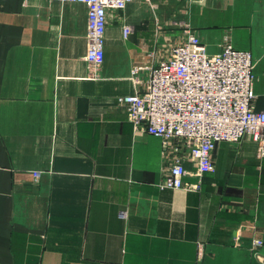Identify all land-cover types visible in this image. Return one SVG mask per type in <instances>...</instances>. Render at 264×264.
<instances>
[{"label":"crops","instance_id":"1","mask_svg":"<svg viewBox=\"0 0 264 264\" xmlns=\"http://www.w3.org/2000/svg\"><path fill=\"white\" fill-rule=\"evenodd\" d=\"M153 4L111 13L93 74L85 4L0 0V264H264V155L252 136L217 144L198 191L164 190L162 138L135 132L118 103L134 92L131 68L191 27L211 55L226 37L252 53L264 111V0Z\"/></svg>","mask_w":264,"mask_h":264},{"label":"built area","instance_id":"2","mask_svg":"<svg viewBox=\"0 0 264 264\" xmlns=\"http://www.w3.org/2000/svg\"><path fill=\"white\" fill-rule=\"evenodd\" d=\"M51 1L87 6L86 60L95 74L105 59L111 13L122 12L139 0ZM142 1L155 8L154 0ZM123 30L128 37L132 29L125 25ZM186 31V38L170 45L154 64L133 66L130 79L134 92L118 98L135 132L162 138L167 166L159 187L164 190L198 191L203 176L214 171L213 154L220 142L239 143L249 135L264 155V111L255 110L252 53L235 50L226 37L221 51L211 55L191 27ZM142 74L148 79L143 90ZM187 163L193 164L194 171ZM34 176L38 178L40 173ZM189 176L196 178L197 184H189ZM254 243L258 247L263 241Z\"/></svg>","mask_w":264,"mask_h":264},{"label":"rangeland","instance_id":"3","mask_svg":"<svg viewBox=\"0 0 264 264\" xmlns=\"http://www.w3.org/2000/svg\"><path fill=\"white\" fill-rule=\"evenodd\" d=\"M209 53V52H208ZM210 54V53H209Z\"/></svg>","mask_w":264,"mask_h":264}]
</instances>
